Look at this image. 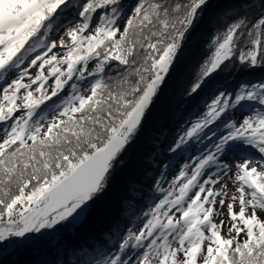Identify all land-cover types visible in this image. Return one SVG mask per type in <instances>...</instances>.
<instances>
[{
  "label": "snow or ice",
  "instance_id": "6c2138e0",
  "mask_svg": "<svg viewBox=\"0 0 264 264\" xmlns=\"http://www.w3.org/2000/svg\"><path fill=\"white\" fill-rule=\"evenodd\" d=\"M211 7L0 0V247L87 219ZM209 48L184 89L196 118L167 146L166 168L186 162L147 222L85 264H264V0ZM237 65L262 75L217 87Z\"/></svg>",
  "mask_w": 264,
  "mask_h": 264
},
{
  "label": "trees",
  "instance_id": "16d2710c",
  "mask_svg": "<svg viewBox=\"0 0 264 264\" xmlns=\"http://www.w3.org/2000/svg\"><path fill=\"white\" fill-rule=\"evenodd\" d=\"M211 3V9L184 42L168 87L152 109L145 131L122 155L109 189L87 219L60 231L51 230L46 240L37 237L12 244V251L0 256V264H85L98 248L114 252L129 229L138 231L142 222L150 218L145 213L164 195L161 191L165 189L164 179L186 162L180 159L171 169L165 167L172 155L167 151L168 144L196 118L194 113L199 108V103L184 95V89L209 55L212 37L223 31L238 13L251 14V6L258 0H211ZM261 75L237 65L231 73L221 74L216 86L231 91L242 81H254ZM7 248L5 245L0 250Z\"/></svg>",
  "mask_w": 264,
  "mask_h": 264
},
{
  "label": "rangeland",
  "instance_id": "374dc122",
  "mask_svg": "<svg viewBox=\"0 0 264 264\" xmlns=\"http://www.w3.org/2000/svg\"><path fill=\"white\" fill-rule=\"evenodd\" d=\"M62 34H63L62 32L59 33V34H57V39H59V36L62 35ZM66 39H67V38H66ZM0 138H2V136H0ZM177 174H178V171H173V170H172V171H171V174H168V175H167V178L164 179V180H165V184H164V188H165V189H168L171 180H172ZM162 187H163V186H162ZM229 188H232V184H231V182H229ZM233 190H234V189H233ZM161 198H163V196H162ZM161 198H160V199H161ZM160 199H159V200H160ZM159 200H158L156 203H158ZM156 203H155V204H156ZM154 206H155V205H154ZM154 206H153V207H154ZM153 207H152V208H153ZM152 208H151V209H152ZM151 209H150V210H151ZM150 210H149V212H150ZM225 212H226V209H225ZM259 215H261L262 217H264V212H260ZM221 218H223V219H227L226 216H225V217H221ZM147 219H148V218H147ZM147 219H146V220H147ZM218 219H219V218H218ZM146 220L142 222V226H143L144 223H146ZM225 230H226V229H225ZM48 231H50V232H47L48 234H45L43 237H41V239H45L48 235H50V233L52 234L51 230H48ZM45 240H46V239H45ZM41 241H43V240H41Z\"/></svg>",
  "mask_w": 264,
  "mask_h": 264
},
{
  "label": "water",
  "instance_id": "95a60500",
  "mask_svg": "<svg viewBox=\"0 0 264 264\" xmlns=\"http://www.w3.org/2000/svg\"><path fill=\"white\" fill-rule=\"evenodd\" d=\"M9 246V249L7 250V251H5V252H1L0 254H2V255H4V254H6L7 252H9V251H11V245H8Z\"/></svg>",
  "mask_w": 264,
  "mask_h": 264
}]
</instances>
